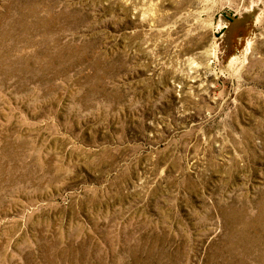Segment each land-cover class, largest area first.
<instances>
[{
	"label": "rangeland",
	"instance_id": "374dc122",
	"mask_svg": "<svg viewBox=\"0 0 264 264\" xmlns=\"http://www.w3.org/2000/svg\"><path fill=\"white\" fill-rule=\"evenodd\" d=\"M0 264H264V0H0Z\"/></svg>",
	"mask_w": 264,
	"mask_h": 264
}]
</instances>
